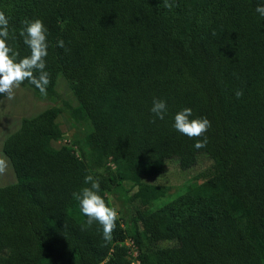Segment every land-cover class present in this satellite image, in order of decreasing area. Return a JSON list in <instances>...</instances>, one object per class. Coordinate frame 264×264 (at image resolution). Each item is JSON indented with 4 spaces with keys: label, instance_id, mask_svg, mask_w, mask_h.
I'll return each mask as SVG.
<instances>
[{
    "label": "trees",
    "instance_id": "trees-1",
    "mask_svg": "<svg viewBox=\"0 0 264 264\" xmlns=\"http://www.w3.org/2000/svg\"><path fill=\"white\" fill-rule=\"evenodd\" d=\"M12 1L7 42L17 60L31 54L23 22L41 19L47 95L62 75L78 102L70 112L91 129L79 154L54 148L60 109L49 107L3 139L14 181L0 185V264H132L126 240L137 264H264V16L255 11L264 0H201L192 15L184 0ZM153 98L166 101L163 119ZM185 107L211 121L204 148L173 127ZM200 153L216 165L205 182L137 211L126 227L118 218L111 241L86 224L73 193L90 187L87 175L109 206L106 192L123 179L146 204L152 191L140 176L169 160L189 169Z\"/></svg>",
    "mask_w": 264,
    "mask_h": 264
},
{
    "label": "rangeland",
    "instance_id": "rangeland-1",
    "mask_svg": "<svg viewBox=\"0 0 264 264\" xmlns=\"http://www.w3.org/2000/svg\"><path fill=\"white\" fill-rule=\"evenodd\" d=\"M189 7V13L194 12V8L201 0H184ZM12 0H0V11L5 15L13 11ZM78 106L70 83L62 75H59L55 85V90L50 95H38L24 82L14 90V98L9 100L6 96L0 95V156H5L1 151L3 139L12 131L17 129L18 123L23 116H34L37 113L49 108L56 107L60 112L56 122L62 130V137L52 141L54 148L62 145L72 146L79 154L82 140L91 129V124L87 118L75 119L71 108ZM9 160V159H8ZM111 166L114 167L113 163ZM216 171L214 160L204 153L197 155L196 164L189 169H181L174 160H169L164 165L162 171L154 176L142 175L139 181L150 186L151 197L146 204H142L141 197L132 198L138 185L131 179H123L120 183L106 192L110 206L118 212V218L122 226L126 227L130 219H134L137 211L143 209H156L168 200L185 193L201 183L205 182ZM14 181L12 166L7 172L0 176V185ZM156 195V197H155ZM145 198V196H142ZM155 197V198H154ZM125 243L129 246V258L137 264V251L129 240ZM166 244V242H162Z\"/></svg>",
    "mask_w": 264,
    "mask_h": 264
},
{
    "label": "clouds",
    "instance_id": "clouds-1",
    "mask_svg": "<svg viewBox=\"0 0 264 264\" xmlns=\"http://www.w3.org/2000/svg\"><path fill=\"white\" fill-rule=\"evenodd\" d=\"M173 5L165 0V7L171 8ZM255 11L264 16V4H258ZM26 28L21 30L20 35L24 37V43L30 48L31 54L17 60L18 53H15L8 44L9 20L3 11H0V95L11 100L14 98V90L27 80L34 84L42 95H47V85L50 83V76L45 71V57L48 55L47 29L43 21L39 18L25 20ZM59 47H64V41H58ZM39 73L35 75L34 73ZM237 98L243 95L242 90L235 92ZM159 119H163L167 112L166 101L153 98L150 109ZM192 109L185 107L177 112L174 117L173 127L190 139H196L194 147L204 148L207 145L205 133L211 127V121L207 117L191 118ZM154 122V121H153ZM203 137V139H199ZM10 167V161L6 156H0V176L4 175ZM85 184L80 193H73L79 200L81 212L87 217L86 224L91 226L93 222H98L102 226L103 239L112 240V234L116 228L118 212L114 207H110L105 199L99 194L100 184L98 179L92 175L85 177Z\"/></svg>",
    "mask_w": 264,
    "mask_h": 264
},
{
    "label": "built area",
    "instance_id": "built-area-1",
    "mask_svg": "<svg viewBox=\"0 0 264 264\" xmlns=\"http://www.w3.org/2000/svg\"><path fill=\"white\" fill-rule=\"evenodd\" d=\"M138 262V261H137ZM132 264H134V263H132Z\"/></svg>",
    "mask_w": 264,
    "mask_h": 264
}]
</instances>
